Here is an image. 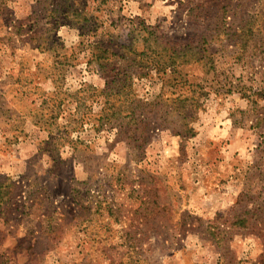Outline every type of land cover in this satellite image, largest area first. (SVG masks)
I'll list each match as a JSON object with an SVG mask.
<instances>
[{
  "label": "rangeland",
  "instance_id": "374dc122",
  "mask_svg": "<svg viewBox=\"0 0 264 264\" xmlns=\"http://www.w3.org/2000/svg\"><path fill=\"white\" fill-rule=\"evenodd\" d=\"M0 264H264V0H0Z\"/></svg>",
  "mask_w": 264,
  "mask_h": 264
},
{
  "label": "trees",
  "instance_id": "16d2710c",
  "mask_svg": "<svg viewBox=\"0 0 264 264\" xmlns=\"http://www.w3.org/2000/svg\"><path fill=\"white\" fill-rule=\"evenodd\" d=\"M186 100H187V97H185V96L182 97L181 95L178 94L172 99V104L176 103L177 106L181 108V107H183V104L185 103ZM180 112H182V110H180ZM187 130H189V129H187Z\"/></svg>",
  "mask_w": 264,
  "mask_h": 264
}]
</instances>
